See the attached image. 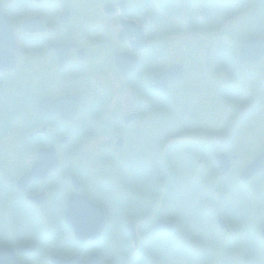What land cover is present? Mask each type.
Wrapping results in <instances>:
<instances>
[{
	"label": "flooded vegetation",
	"instance_id": "af4514ba",
	"mask_svg": "<svg viewBox=\"0 0 264 264\" xmlns=\"http://www.w3.org/2000/svg\"><path fill=\"white\" fill-rule=\"evenodd\" d=\"M99 1L103 2V7L98 6ZM122 1L125 7L121 0H0V16L6 18L7 29L15 31L18 38L16 43L13 32V34H5L6 39L10 38L11 43L0 39V90H4L3 84L15 83L19 78L27 76L26 85L16 87V93L0 99V140L16 138L17 130L22 131L19 125L25 123L30 126L37 123V119L41 125L54 127L55 133L59 134V126H65L66 122L60 115L41 120L37 113L38 105L46 98L56 100L66 95H75L79 97V114L73 123L69 124L75 126L73 127L74 138L77 140L78 137L79 144L90 142L89 144L95 146L93 154L86 150L87 147L85 154L93 160L91 174L96 183L104 184L105 175L113 176L114 170L127 172L128 160L135 158L134 156L128 158V155L120 151L116 156L107 155L103 152L106 142L113 143L115 138L114 149H117V143H121L120 139L129 143L133 141V144L137 143L140 147L142 145L143 151L156 148L157 135L162 133L164 127L159 124L161 118L158 116L161 115V94L153 89L154 76L162 71V42L154 38L157 34L154 28L157 23L154 27L150 24L154 18L152 19V16L146 13L145 1L148 0H136L135 3L130 0ZM67 6L68 8L64 11L63 9ZM15 7H17L16 14H14ZM107 9L112 11L108 12ZM66 12L68 17L62 22L61 16ZM18 13L24 15L19 18ZM123 17L127 20H135L138 26L144 28L148 42L146 47L135 50L134 46L138 44L136 40L125 42L120 40L119 32L122 29ZM2 21L5 22V19ZM25 21L29 22L26 28ZM107 21H115L120 27L115 28V25L108 24ZM107 34L112 38L107 40ZM119 54H122L123 61L120 63L122 69H119L117 65ZM134 55L138 58L136 68H134ZM16 56L18 57L17 67L7 72L6 70L14 64ZM18 67H20L19 70ZM24 86L25 93H23ZM100 91H103L104 96H100ZM17 92L24 94V99L18 100ZM136 92H138V98ZM123 94L126 97L127 107L126 113L121 115V109L119 110L118 107L124 101ZM23 107H25V113H23ZM130 113H137L139 117L135 122L126 125L124 118ZM197 122L196 119H189L186 122L187 130L181 134L176 132L169 136V139L171 136V139L186 138L184 142L180 140L170 143L172 145L173 143L188 144L185 153L191 156L192 170L200 169L204 173L214 174L216 169L220 168L215 156L217 153H224L231 160V173H237L240 177L244 169L264 149L259 147L257 142L253 143V139L251 140L248 136H241L237 128L226 140L218 137V134L225 132L220 129L208 130L200 124V121ZM231 123L236 124V122ZM69 127L72 128V126ZM13 129H16L15 133ZM57 137L59 138V135ZM145 139L149 141L146 144H144ZM27 141L25 144L28 143V146H31V142ZM158 143L162 142L158 141ZM253 144L255 146L252 150ZM172 145L167 146L165 152H171ZM8 146L11 151L7 150V147L3 151L6 153H1L0 150V158H6L3 155L10 158L17 155L12 150L13 140H9ZM40 147L37 148L36 153ZM214 149L219 151L213 152ZM246 151H250V158L247 157ZM194 152L203 154L201 156L203 160L198 161ZM242 153L245 157L240 156ZM26 154L35 153L31 151ZM76 154L81 157V152ZM242 158L250 162L245 164L244 160L243 167L240 169L238 162L242 161ZM112 159L118 163V166L114 167L108 163ZM212 160H214L213 163ZM257 185L255 179L245 185L234 179L232 184L220 185L223 192L222 199L169 201L170 222L173 223L175 230L170 234L161 232L157 235L154 248L159 246L165 251L168 264H181L177 262L183 259L198 262L196 264H259V261L263 262L264 224L261 223L264 222V206L257 201L247 199L256 196ZM129 186L124 184L121 189L118 185L116 190H122L123 197H133L136 190L130 189ZM136 188L140 187L136 186ZM104 193L105 206L113 205L115 194L113 187L105 190ZM157 195L161 194L158 192ZM13 203L14 207L10 211L8 209L5 211V220H8L12 213L11 232L10 234L0 233V247L16 249L31 245L29 243L32 242V237L27 233L17 236L19 216L27 227L28 211L31 209H26L27 207L18 209L16 200ZM127 203L147 206L145 200H127ZM152 203L157 205L155 214L161 218V199L154 200ZM155 227L156 224H154ZM142 230L145 239L151 237L149 228L142 227ZM140 235L142 239V234ZM162 236L165 237V241H162ZM113 237V233H109L105 244L101 241L95 245L101 238L99 241L92 242L93 244L87 243L81 246V255L86 257L85 254L96 253L101 256L97 251L103 252L104 246L106 252L111 251ZM153 254L155 262L161 260V255L155 251ZM145 255L143 253V256ZM35 256L32 253L19 257L24 262H32ZM103 263L101 258V264Z\"/></svg>",
	"mask_w": 264,
	"mask_h": 264
},
{
	"label": "rangeland",
	"instance_id": "374dc122",
	"mask_svg": "<svg viewBox=\"0 0 264 264\" xmlns=\"http://www.w3.org/2000/svg\"><path fill=\"white\" fill-rule=\"evenodd\" d=\"M122 1V0H121ZM132 3H135L136 0H130ZM99 7H103V2H97ZM155 5L153 8H147V15H151L154 12L157 14H161V11L158 9L161 5V0H154ZM16 8L14 9V14H16ZM20 9H23L25 7H18ZM67 7H65L63 10L65 11ZM259 9L258 7L250 6L243 11H240L237 13V15H232L227 17V19L224 21L225 24L221 28H209L206 24H204L205 29H199V30H187L185 28V25L181 22V20H177L174 23L175 28L183 29L180 30L178 33L171 35V41L168 46V54L169 58L164 59L162 62L166 64V66H174L175 65H182L183 69L186 71V76H183V79L180 81L178 85L174 84L173 86L169 87L170 90L173 91V94H168L166 96L161 95V99H164L165 97L172 95L170 98L165 100L164 104H162L163 108L161 111V115H158L159 118H161L159 124L163 125L162 133H158L157 137V144H159L158 148H152L156 149L157 154L163 155L166 151V147H169V143L173 142L176 139L179 138H173L169 139V135H173L174 133L178 132L177 134H181L182 131L178 130V127H175L174 130H169L168 128L170 126H176L179 125V123H183L185 118H195L198 122L200 121V124L204 126V128L208 130L217 131L224 126L227 125L228 121L230 119L231 115H238L241 116L240 120L243 121L242 128L240 129V135L245 137L248 136L251 140L253 139V143H258L259 147H264V130L261 128V126L264 124V95L262 100L261 97L254 103V106H252L251 112L247 113L246 115H241L243 108L249 107V101H251V96L254 97V94H256L257 89L260 87L261 84H264V58L255 64L250 65H240L237 60V54L239 51L240 46L244 42V33H250V30L252 29L253 25L256 23L255 16L257 15ZM59 13V12H58ZM262 13V12H261ZM50 17V16H49ZM99 17H102L99 15ZM100 19V18H99ZM204 18H201V16H198V26H202L200 23V20H203ZM101 20V19H100ZM104 21V19H103ZM54 22V21H53ZM106 22V21H105ZM107 23L115 25L120 27L118 23L115 21H110ZM171 23V20H170ZM172 24V23H171ZM244 24V25H243ZM262 27L264 28V20L262 21ZM249 31V32H248ZM264 31V30H263ZM230 35V36H229ZM222 37V38H221ZM225 37V38H224ZM105 38V36L103 37ZM112 36L107 34V40L111 39ZM113 39L114 35H113ZM224 41V43L221 42V40ZM168 42V41H167ZM231 49V50H230ZM195 56V57H194ZM219 56V58H218ZM220 58L225 61L224 65L221 66L218 65L216 60L220 61ZM43 62V61H42ZM218 65V69H217ZM164 66V67H166ZM163 67V68H164ZM20 67H18V70ZM162 69V68H161ZM193 72V73H191ZM191 73V74H190ZM27 77V76H26ZM24 76L23 78H19V80L15 83L7 82L6 84H3L5 87L4 90H0V99L1 97H9L10 94L16 93L15 88L21 85H26L27 79ZM196 77V78H194ZM198 80V81H197ZM247 81V82H246ZM5 83V81H3ZM197 83V85H196ZM248 84V86H246ZM199 87L202 89L200 91L199 89H196ZM233 89L237 91V98L236 96H231L230 98H226L224 96L225 93H229V89ZM23 93H25L26 87L23 88ZM103 89H107L106 87H103ZM223 92V93H222ZM18 100L23 98L24 94L17 92ZM254 93V94H252ZM264 94V90H263ZM236 95V93H235ZM100 96H104L103 91H100ZM124 101L121 104L118 109H121V115L126 113V101H125V94H123ZM198 99V103L196 102V99ZM169 102H172V106L169 104ZM231 107H234V109H231ZM254 109V110H253ZM23 113H25V107L22 108ZM152 112V111H151ZM194 114H197L194 116ZM251 115V116H250ZM150 117V115L148 114ZM147 116V119L149 118ZM170 116L173 120H175L174 124L171 125V123H168L170 121ZM247 116L252 117V119H249ZM101 117V116H99ZM154 118L153 115L151 117ZM145 120V119H140ZM162 122V123H161ZM197 122V123H198ZM167 123V124H166ZM248 124V125H247ZM252 126H249V125ZM139 126V123L137 124ZM142 125V123H140ZM24 129H26V125H22ZM149 126V124H147ZM247 126V127H246ZM164 128H167L166 131L169 130V133H166ZM16 132V129L14 130V133ZM168 134V135H165ZM50 136L52 140H54L55 134L53 131L49 130V132L45 135L46 137ZM168 137V138H167ZM48 138V139H50ZM166 138V140H165ZM46 139V138H45ZM110 139V137H109ZM154 139V138H153ZM9 140H13V146L18 143V146H20V140L21 138H7L0 140V150L1 153L4 149L11 151L9 145ZM112 140V139H110ZM115 138L113 139L114 142ZM183 142L186 141V138L181 139ZM7 141V142H6ZM146 144L148 139H145ZM162 142V143H158ZM180 141V139L178 140ZM90 143V142H89ZM109 143V142H106ZM86 144L85 146H87ZM108 146V147H107ZM111 146V143L104 146L103 152L107 155H117V152H123L124 155H132L136 154L138 156H141L138 158V161L131 160L130 162H134L133 167H140L142 165L145 166L144 161L147 158L148 164H152L153 161V152L146 149L143 151L138 144H133V141H130L127 148L124 149H115ZM114 146V145H113ZM196 146V145H195ZM254 144L252 145V150L254 149ZM93 148L95 146L89 144L86 148L88 152H91L93 154ZM20 151H22V148H20ZM213 152H218L219 150H212ZM62 153L66 154V151L61 150ZM60 152V153H61ZM208 152V151H206ZM248 153L247 157L250 158V151H246ZM119 153V152H118ZM196 158L199 161H202V155L203 154H197ZM66 155H63V157H66ZM6 158L1 161L0 165V176L7 182L10 183V180L13 178L19 177V175L25 171L26 168L30 167L34 161V156L31 158H24V161H19L14 164V159H10L7 155H3ZM240 156H244L245 154L242 153ZM69 158V157H68ZM131 159V158H130ZM242 161L238 162V166H240V169H242L244 160L245 164L246 162H250L248 159L242 158ZM74 160L79 164L80 166H83L86 161H92L91 157H88L85 154V151H82L81 157L76 156L74 159L69 158V162H72L74 164ZM12 162V164H11ZM110 165H113V161L110 160ZM13 170V173H8L9 169ZM200 168V167H199ZM217 171V170H216ZM128 177V176H127ZM117 182L124 183L130 185V189H135L137 192L134 193V197L136 199H142L145 193V190L147 189V185H144V183L132 182L129 180V177L124 181L119 175L116 176ZM115 180V181H116ZM258 180H264V174L263 177H260ZM57 183L61 184L63 188H67V184L62 180H58ZM161 182L155 183L153 186L160 187L161 190L163 188H168V185L162 186L160 185ZM163 184V183H162ZM60 185V186H61ZM136 186H139L140 188H136ZM149 186V185H148ZM47 191V186H42L39 188L38 191ZM158 188L156 189L157 192ZM164 191V195L161 198V200L167 198V194ZM264 191V186H261L260 192L262 193ZM166 195V196H165ZM156 200H160V197L157 195ZM166 201V200H165ZM3 202V201H1ZM137 204L135 207L130 206L131 214L129 217L124 219L126 222H121V226L123 227L127 221L141 217L145 215V213L148 214V216L153 217V214L151 211L155 210L157 206H154V208H148L145 206L148 210H145L143 206H140ZM40 217H47L49 219L50 216L47 214L40 213ZM159 215L155 218H158ZM169 219V218H168ZM3 224V218L0 214V226ZM139 233V232H138ZM143 236V233H141ZM143 248V240L140 243V250ZM134 252V250H133ZM55 253V251H51V254ZM62 254V253H61ZM51 260V259H50ZM160 264H168L165 256H163L160 260ZM262 261H259V264H261Z\"/></svg>",
	"mask_w": 264,
	"mask_h": 264
},
{
	"label": "water",
	"instance_id": "95a60500",
	"mask_svg": "<svg viewBox=\"0 0 264 264\" xmlns=\"http://www.w3.org/2000/svg\"><path fill=\"white\" fill-rule=\"evenodd\" d=\"M6 20L3 24L4 27L0 26V38L11 43L10 38L5 37L6 33L13 34L12 29H7ZM8 23V22H7ZM132 24L124 23V30L120 33V40L127 41L131 38H136L138 44L134 46L135 50L146 47L144 42L143 30L133 28ZM8 30V31H7ZM1 54V53H0ZM3 56V55H1ZM264 57V36L251 38L247 40L245 45L240 50V62L243 63H257ZM3 58V57H2ZM15 59V58H14ZM122 55H118L117 65L119 69H122ZM137 67V61L134 62ZM13 66V65H12ZM12 68V67H11ZM10 69V68H9ZM8 70V69H7ZM183 76V67L181 65H174L169 69L165 70L160 75L155 78L156 85L155 88L162 92H166L169 83L179 82ZM41 115L42 117L53 116L59 114L62 118L72 120L73 117L78 113L79 100L76 96H65L57 100L45 99L41 103ZM135 116L127 117V122L131 121ZM122 145V142L119 144ZM56 150L54 148L41 151V161L38 163L35 170L31 173L25 175L21 179L19 186L24 188V184H27L31 180L41 179L45 180L47 177L58 168V161L56 158ZM221 168L224 170L223 174L229 172V163L227 158L219 156L218 158ZM264 170V152L254 159V161L248 166L247 170L242 175V180L246 181L250 177H253ZM73 185L76 190L80 189V183L76 176L72 178ZM36 202L41 203L44 201L45 197L41 198L34 197ZM67 221L69 227L75 232L77 238L81 242H88L92 240H97L101 235L105 226V215L104 212L97 206L94 202L90 201L87 197L81 196L75 193L69 200L68 203V215ZM135 222H131L128 226L129 234L132 240L137 243V237L134 229ZM157 230L168 229L172 230L173 225L165 222L164 220H159L157 223ZM264 235V230H263ZM13 250H0V264H21L14 257ZM54 264H97L95 258L83 262L79 260V255L74 256L71 259H64L58 256L53 257Z\"/></svg>",
	"mask_w": 264,
	"mask_h": 264
},
{
	"label": "trees",
	"instance_id": "16d2710c",
	"mask_svg": "<svg viewBox=\"0 0 264 264\" xmlns=\"http://www.w3.org/2000/svg\"><path fill=\"white\" fill-rule=\"evenodd\" d=\"M258 7L259 11L257 15L255 16L256 23L253 25L252 29L250 30V33H244V42L246 39L251 37H256L264 34V28L262 27V21L264 20V0H161V5L158 8L161 11V14H157L154 12L152 14V20L153 23L159 24V30L156 34L155 38L161 40V46H162V52H161V58L162 61L167 58L166 56V48L168 50L169 39H171V35H174L178 33L180 30L183 29H177L174 27V23L177 21V19L180 17L186 19L187 27H185L187 30H199V29H205L204 24L207 25L209 28H222L225 24V20L227 17L232 15H237L240 11H243L244 9L250 7V6ZM201 10L205 12V17L203 20H200V23L202 26H198V16H201ZM262 12V13H261ZM173 20V23H170V20ZM160 22V23H159ZM244 25V24H243ZM154 27L153 25H151ZM249 32V31H248ZM230 36V35H229ZM222 38V37H221ZM168 41V42H167ZM243 42V43H244ZM231 50V49H230ZM165 51V52H164ZM238 55V54H237ZM195 57V56H194ZM219 58V56H218ZM218 65L221 66L224 65V62L221 58L220 61L216 60ZM217 65V69H218ZM166 66L162 62L161 68ZM229 89V88H228ZM229 93H225L224 96L228 99L231 96H236L237 98V91L233 89H229ZM223 93V92H222ZM236 93V95H235ZM165 101H163L164 103ZM171 155H160L156 154L157 161L154 159V164L151 166H148L145 164L144 168L141 170L139 167L134 166L132 173L136 177V182L138 181L140 183H144V185H147V187H150L149 189L145 190L144 196L142 199H136L135 200H145L147 207L150 209L154 206L152 201L156 197V189L158 186H153L157 182H161L162 186L168 185V188H163L165 190V193L167 194L166 201L173 200H186V199H194V200H201L206 199L208 194L205 192L204 196H199V192L196 189H194V193H191L187 190V186L189 185V180L187 179V176L184 175V178L186 179H179L180 175L178 172V167L176 165L171 164ZM134 162H131V165ZM142 167V166H141ZM149 167V168H148ZM161 167V169L159 168ZM160 171V174L158 173ZM163 183V184H162ZM177 184H184L180 188H177ZM149 185V186H148ZM160 189L164 193V191ZM211 199H219L218 195H214L210 197ZM252 199L253 201H257L259 204H262L264 206V191L261 193L260 190L257 192L256 196L253 198H247ZM165 203V202H164ZM167 203V202H166ZM163 204V206L168 207V204ZM117 206V213L119 214V219L124 220L127 217V211L131 210L130 205L126 202H119L116 204ZM133 208V207H132ZM144 208V207H143ZM145 209V208H144ZM166 210V209H164ZM169 214L171 211H168ZM263 215V214H262ZM125 221V220H124ZM261 224H264L262 222ZM153 229V228H151ZM156 241L152 242L149 247L154 246ZM158 248V252L163 253L164 251ZM125 252L127 253L128 257L129 253L128 250L126 251L124 247H119L115 249V255L118 257L117 259L123 258L125 255ZM153 253V250L150 251ZM120 260L115 261V264L120 263ZM131 264V263H129Z\"/></svg>",
	"mask_w": 264,
	"mask_h": 264
},
{
	"label": "bare ground",
	"instance_id": "6f19581e",
	"mask_svg": "<svg viewBox=\"0 0 264 264\" xmlns=\"http://www.w3.org/2000/svg\"><path fill=\"white\" fill-rule=\"evenodd\" d=\"M184 154H185V157H186V159H187V161H188V164L191 166L192 164V159H191V156L189 155H186V153L184 152ZM195 161H196V158H195ZM160 215H161V219L162 220H170V217H169V212L167 211V210H164V208L163 207H161L160 208ZM169 218V219H168ZM164 230V229H163ZM153 234L154 233H156L155 231H151ZM177 263H181V264H196V263H198V262H196V261H190V260H187V259H183V260H181V261H178Z\"/></svg>",
	"mask_w": 264,
	"mask_h": 264
}]
</instances>
